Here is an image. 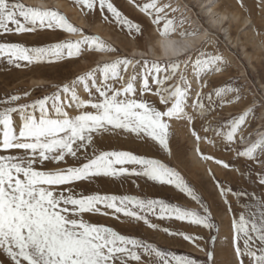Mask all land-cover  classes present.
<instances>
[{
    "label": "snow or ice",
    "instance_id": "snow-or-ice-1",
    "mask_svg": "<svg viewBox=\"0 0 264 264\" xmlns=\"http://www.w3.org/2000/svg\"><path fill=\"white\" fill-rule=\"evenodd\" d=\"M129 3L150 18L161 35L175 34L188 23L180 7L173 6L171 0ZM76 4L86 14L99 11L106 22L114 23L129 35L142 33L141 24L130 19L115 0H76ZM237 5L241 11H247L244 0H237ZM42 29L80 35L75 40L60 39L40 46L0 42V60L23 68L63 62L80 57L85 50L118 51L99 36L85 34L54 7L0 0V37ZM209 43L211 36H206L203 44ZM185 49L183 67L181 58L164 62L144 59L141 68V60L117 57L57 85L51 94L41 98L29 100L27 91L0 97V264H217L215 248L206 252V261L202 262L142 236L124 234L115 226L86 219L102 215L125 225L135 222V226L162 231L205 251L197 243L204 239L202 236L154 222L174 220L208 230L215 228L211 205L180 171L147 154L97 148L98 139L106 133H120L168 152L171 120L193 124L197 117L210 112L215 104L213 95L221 103L241 101V89L220 86L205 93L203 88L209 83L205 81L189 105L192 85L187 79L188 67L202 80L208 74L222 72L225 58L190 45ZM162 63L170 65V69L162 67ZM138 79L142 81L139 88ZM174 79L176 82L172 83ZM150 92L158 97L162 107L144 98ZM248 115L246 111L215 127H205L206 133L212 132V138L201 137L195 130L193 135L198 141L208 139L209 143L223 144L237 158L260 165L255 178L264 187V135L243 149L232 147L238 139L243 142L246 138L243 128ZM216 162L226 169L233 167L223 160ZM240 174L243 176L244 172ZM248 175H253L251 169ZM130 177L171 186L199 207L192 209L139 195L86 193L80 187L100 179ZM216 186L229 212H233L227 199L229 194L237 200L245 197L254 201L245 204L238 215L233 212V264H264V194L234 191L219 181ZM216 239L211 237L212 242Z\"/></svg>",
    "mask_w": 264,
    "mask_h": 264
},
{
    "label": "rangeland",
    "instance_id": "rangeland-1",
    "mask_svg": "<svg viewBox=\"0 0 264 264\" xmlns=\"http://www.w3.org/2000/svg\"><path fill=\"white\" fill-rule=\"evenodd\" d=\"M57 1L60 2L61 7H50H54L66 15L69 21L75 26L82 28L85 34L99 36L106 45L116 48L118 51L113 53L107 50H85L80 57L68 58L63 62L42 63L23 68L10 66L0 60V97L6 94L22 95L23 92L27 91L29 92V100L41 98L46 94H51L57 85L74 79L75 76L92 69L98 63L113 60L117 57L127 56L141 60V68L143 67L142 62L144 59L160 62L167 61L156 59L150 50L152 40L156 35L160 34V30L151 22L150 18L141 13L134 5H130L129 0H115V2L130 19L141 24V34L129 35L126 30H121L114 23L106 22L99 11L86 14L76 4V0ZM218 1L221 8L234 9L233 5L227 0ZM22 2L26 5H31L28 0H22ZM164 2H168V0H164ZM171 2L173 6L180 7L181 12L184 13V16L188 20V23L183 24L177 33L172 35H182L183 32L189 31V29L191 30L196 21L201 28L207 30V36H211V43H202L198 47L201 49V52L207 54L216 53L225 58L222 72L208 74L202 80L195 76L190 66L188 67L187 79L192 85L188 99L189 105L195 99L196 91L200 90V84L205 81H209L207 86L203 88L205 93L220 86L239 88L241 89V101H233L231 104L227 102L221 103L213 95L215 104L210 112L204 117H197L193 124H189L186 120H171L169 135L170 150L168 152L158 147L142 144L138 139L120 133H106L98 139L97 148L99 150H127L133 151L136 154H147L155 158H160L170 166L175 167L203 196L205 201L211 205L215 228L208 230L201 226H192L186 222L174 220L154 221L161 224L162 227H169L176 231L202 236L204 239L197 241V243L205 251H200L193 243L186 242L178 237L166 235L162 231L148 229L143 225L135 226V222H133V225H125L111 217H104L102 215L86 216V219L115 226L124 234L142 236L148 241L159 244L161 247L173 249L178 253L189 254L202 262L206 261V252L215 248L217 264H233L235 257L231 245L233 235L231 218L233 212L238 215L243 210L245 204L251 205L254 201L245 197L237 200L229 194L227 199L231 201L233 210V212H229L227 205H225L223 198L219 194L216 181H219L226 187L230 186L234 191H245L260 196L264 194V187L258 185L255 173L260 171L261 166L247 162L245 159L237 158L235 152L227 150L223 144H212L208 142V139L198 141L193 135V130L201 137L207 136L208 138H212V132L209 131L206 133L205 127H215L227 121L231 116L243 114L246 111L249 112V115L246 118V126L243 128V133L246 137L243 142L254 137L257 133V128H264V119L261 120V124L258 122L259 113L264 110V98L262 97V89L260 86H264V0H244L247 11H241L237 6L241 14L252 20L255 28L250 25L244 31H240L236 29V23H231L229 34L232 39L236 38L239 40L236 46L231 45L230 41L222 33L219 34L208 28L206 19L202 17L200 10L193 1L171 0ZM235 2L237 3V0ZM253 30H256V37H251L250 39ZM74 34L80 35V33H67L63 30L42 29L34 33L0 37V42H20L26 46H40L46 43L56 42L60 39H78L79 37L74 38L72 36ZM257 41H260L259 49L256 48L257 44L255 43ZM134 49H138L139 53L137 56L134 53ZM154 50H156V47H154ZM246 54L252 58L249 60ZM256 55L259 56L258 59ZM184 58H186V55L181 57L182 67ZM162 67H168L170 69V65L167 64L162 63ZM131 71L132 68L129 66V74H131ZM141 82L138 79V88ZM171 82L175 83L176 80L174 79ZM195 82H198V85ZM81 94L84 95L82 89ZM144 98L156 104L158 107H162L159 104L158 97L153 93H145ZM226 100L227 97H225ZM21 102L25 101L22 100ZM205 103L207 105L208 101L205 100ZM249 104L254 105L246 109V106ZM188 110L192 111L190 107ZM243 142H240L238 139L232 147L243 149L245 147L242 146ZM192 153L195 154L198 160L202 161L201 166L197 163L195 164L194 156L191 155ZM206 156H211L215 159H205L204 157ZM217 160H223L233 167L226 169L223 165L218 164L216 162ZM69 163H72V161L69 160ZM234 168L239 169V171L234 170ZM249 169L253 172L252 176L248 175ZM240 172H244V175L242 176ZM213 176L215 179H213ZM80 187L85 189L86 193L98 191L109 194L139 195L148 198H162L192 209L199 207L195 202H192L173 187L159 185L142 178L100 179L90 184H82ZM212 236L217 238L215 242L211 241Z\"/></svg>",
    "mask_w": 264,
    "mask_h": 264
},
{
    "label": "bare ground",
    "instance_id": "bare-ground-1",
    "mask_svg": "<svg viewBox=\"0 0 264 264\" xmlns=\"http://www.w3.org/2000/svg\"><path fill=\"white\" fill-rule=\"evenodd\" d=\"M28 1L31 5L61 7L60 2L57 0H49V1L48 0H28ZM189 1H193L197 5L202 17L206 19V24L208 28L213 31L218 32L219 34L222 33L224 36H226V39L230 41V44L233 46H236L239 40L236 38L232 39V37L229 34V28H230L231 23L233 22L236 23V29H239L240 31H244L250 25H252V27L255 28L253 26L254 23L252 22V20L249 17L239 12V9L237 7L238 5L235 2V0H227L228 2L231 3V5H233L234 7L233 10H229L226 7L221 8L219 6L218 0H189ZM255 31L256 30H253V32L251 33L250 39L251 37H256ZM187 32H195L196 34L188 35V36H184V35L164 36L160 34L156 35V37H154V39L152 40V46H150L151 48L150 50L152 51V54L156 57V59H159V60H170V59L181 58L182 56L186 55V49H185L186 45H190L192 48H198L199 46L202 45L204 38L208 35L207 30L205 28H201L199 23L196 21H195V24L193 25V28L191 30L189 29V31ZM72 36L74 38H78L79 34H74ZM251 43L253 44V42ZM259 43L260 41L259 42L257 41L255 43L257 44L256 45L257 49L260 48ZM154 47H156V50H154ZM134 53L137 56V54L139 53L138 49H134ZM256 56H257L256 58L258 59L259 56L258 55ZM246 57H248L249 60L252 58L251 56H248V54H246ZM195 84L198 85V82L197 83L195 82ZM260 86L262 89V97L264 98V86L263 85H260ZM253 105L254 104L247 105L246 109ZM262 119H264V110L260 111L259 113L258 122L260 124H261ZM263 129L264 128H257L256 135H254V137H252L250 140H245L242 143V146H247L253 141L257 140L261 135H264ZM191 155L194 156L195 164L196 163L198 165L202 164V161L198 160L194 153H192Z\"/></svg>",
    "mask_w": 264,
    "mask_h": 264
}]
</instances>
